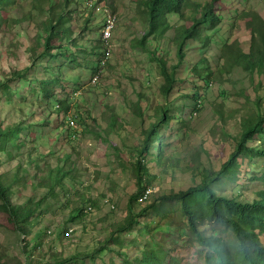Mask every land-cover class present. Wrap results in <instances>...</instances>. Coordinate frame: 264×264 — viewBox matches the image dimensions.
Listing matches in <instances>:
<instances>
[{"label":"rangeland","instance_id":"374dc122","mask_svg":"<svg viewBox=\"0 0 264 264\" xmlns=\"http://www.w3.org/2000/svg\"><path fill=\"white\" fill-rule=\"evenodd\" d=\"M143 1L95 0L89 9L84 0H14L3 9L0 125L19 132L0 145V178L13 204L31 206L37 213L27 246L18 234L0 230V264H141L150 251L160 264H205L207 249L186 230L174 196L158 200L127 232L116 229L125 224L128 198L136 191L140 130L157 120L152 116L158 117L161 107L168 121L158 133L167 145V160L147 162L152 202L200 183L204 170L217 169L228 155L242 119L256 111L264 114V74L251 77L233 61L250 45L241 14L255 12L264 19V0L213 4L219 22L201 25L200 36L184 42L176 70L181 79L167 99L151 51L174 64L175 31L189 25L190 14H168L167 30L143 46L139 41L148 23ZM107 7L118 18L113 50L93 83ZM61 15L64 32L53 37L61 42V53L55 48L46 53L47 26ZM248 144L263 145L264 134ZM263 165L264 156L247 159L235 180H221L217 187L245 198L256 188ZM88 200L95 204L82 222L73 210ZM200 231L222 239L232 235L207 223ZM114 237L119 246L111 249ZM261 238L264 242V234ZM100 246H105L104 256L94 258Z\"/></svg>","mask_w":264,"mask_h":264},{"label":"trees","instance_id":"16d2710c","mask_svg":"<svg viewBox=\"0 0 264 264\" xmlns=\"http://www.w3.org/2000/svg\"><path fill=\"white\" fill-rule=\"evenodd\" d=\"M96 1L101 3V0ZM12 2L14 0H0V25L7 19L3 9ZM143 2L148 13L147 28L139 41L143 46H146V40L150 36H161L167 30L169 27L168 14H179L182 17H187L186 12L190 14L189 25H181L175 31L177 61L174 64H168L167 60L158 56L154 49L151 51L152 59L157 62L163 79L160 84V92L167 99L173 95L172 92L181 79L176 70L184 58V42L196 34L199 37L198 29L201 25L215 26L219 22L220 18L213 11V4L220 3L221 0H144ZM87 3L88 0H84V6H87ZM64 19V15H61L56 23H53L52 19L47 26L49 35L44 43L46 53H51L50 51L54 48L57 49L56 53H61L59 48L62 47V44L53 42V37H60V34L64 32L60 28ZM239 19L243 21L250 34V45L246 53L239 52L233 61L248 71L251 77L264 74V19L250 11L243 12ZM97 43L102 46L101 39L97 40ZM102 48L100 47L101 50ZM42 83L44 87L47 86V82ZM257 90H260V86ZM257 93L256 102L258 103L261 93L260 91ZM158 111V117L157 113L152 116L157 120L150 122L146 128L140 130L141 142L137 147L138 160L134 168L136 191L129 195L125 224L117 227V233L123 234L134 223L139 224V219L143 214L152 211L158 200L174 196L179 201V215L184 221L186 230L192 233L197 242L207 249L205 264H264V242L261 238V234H264V165L257 175L259 182H257L256 188L250 190L249 195L247 194L245 198L228 196L217 187L221 180H235L238 171L243 167V161L255 156H264V144L258 146L248 144L264 134V114L256 111L253 116L242 119L240 133L235 137V142L228 155L221 161L217 169L204 170L205 175L200 183L171 192L167 196L163 195L152 202L149 200L153 190L145 193L152 186L147 162L155 161L159 164L162 159L167 160V145L162 141L158 130L160 125L167 123L168 117L164 107ZM116 123L115 118L109 121L112 128ZM18 132L19 128H4L0 125V145L4 144L8 138L15 137ZM154 147L156 151L153 150ZM141 159H143L142 163ZM59 172L62 173L64 170L60 168ZM88 201V205L81 208L77 206L73 210L77 213V217L83 218L82 222L86 221L84 218L91 213V205L95 204ZM139 203H143L145 206L137 209ZM147 203L150 204L146 206ZM36 213V208L31 206L13 204L9 199V189L0 178V230H10L18 234L22 239L20 242L27 246L26 237L31 232L29 225ZM70 219V223L73 225L75 218L70 217ZM205 223L219 230L225 229L232 235L226 239L204 235L200 231V226ZM70 227L68 230L72 229V226ZM72 231L74 230L72 229ZM117 241L119 238L114 237L111 249L119 246ZM96 252L98 254H95L94 258L104 256L105 246H100ZM147 254L150 255L145 256L141 264H160L159 257L153 255L155 252L150 251ZM90 256L92 257V255Z\"/></svg>","mask_w":264,"mask_h":264},{"label":"built area","instance_id":"2783aa9c","mask_svg":"<svg viewBox=\"0 0 264 264\" xmlns=\"http://www.w3.org/2000/svg\"><path fill=\"white\" fill-rule=\"evenodd\" d=\"M92 2H94V0H88V6H91ZM103 15H104L103 24H102V28L100 32L101 41L103 45V56L99 62L98 70H96L93 76V79H92L93 82H96L98 80L102 68L106 65L107 60L111 56V53H112L111 39L113 37V31L117 23V16L112 10H109L108 8H104ZM149 191L151 190L147 189L145 193H148ZM71 231L72 229H70V232Z\"/></svg>","mask_w":264,"mask_h":264},{"label":"clouds","instance_id":"9594fccd","mask_svg":"<svg viewBox=\"0 0 264 264\" xmlns=\"http://www.w3.org/2000/svg\"><path fill=\"white\" fill-rule=\"evenodd\" d=\"M95 1V0H94ZM87 8H89L90 9V7L88 6V3H87V6H86ZM108 8V7H107ZM109 10H112V9H110V8H108ZM113 11V10H112ZM102 21H103V18H102ZM117 21H118V18H117ZM116 25H117V23H116ZM116 27V26H115ZM102 28V27H101ZM101 32V31H100ZM113 34H114V32H113ZM99 38L101 39V35H99ZM113 38V37H112ZM112 40V39H111ZM102 42V41H101ZM103 46V45H102ZM112 50H113V45H112ZM112 54V53H111ZM102 56H103V48H102V55H101V57H100V59H99V62H100V60H101V58H102ZM108 61V60H107ZM99 62H98V66H99ZM98 66L96 67V69L94 70V74H95V72H96V70H98ZM106 66V65H105ZM105 66L103 67V68H105ZM103 68H102V70H103ZM102 70H101V72H102ZM101 72H100V75H101ZM94 74L92 75V79H93V76H94ZM100 77V76H99ZM98 80H99V78H98ZM97 80V81H98ZM96 81V82H97ZM92 82H93V80H92ZM93 83H95V82H93Z\"/></svg>","mask_w":264,"mask_h":264}]
</instances>
